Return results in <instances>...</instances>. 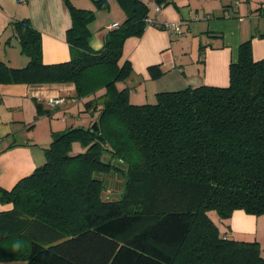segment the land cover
<instances>
[{
  "label": "trees",
  "instance_id": "obj_1",
  "mask_svg": "<svg viewBox=\"0 0 264 264\" xmlns=\"http://www.w3.org/2000/svg\"><path fill=\"white\" fill-rule=\"evenodd\" d=\"M64 1L70 58L45 64L40 32L16 19L14 37L28 61L0 60V84L71 82L93 118L53 132L44 162L0 188V202L12 204L0 211V261L264 264L257 241L227 237L211 216L264 213V58H253L251 40L239 44L228 85L158 91L154 102L133 103L117 84L132 72L120 59L125 39L142 34L148 4L116 0L125 18L94 50V11Z\"/></svg>",
  "mask_w": 264,
  "mask_h": 264
},
{
  "label": "crops",
  "instance_id": "obj_2",
  "mask_svg": "<svg viewBox=\"0 0 264 264\" xmlns=\"http://www.w3.org/2000/svg\"><path fill=\"white\" fill-rule=\"evenodd\" d=\"M107 1L113 4L109 7L113 14L105 30L96 32L89 24V44L94 50L101 48L109 26L125 18L116 0ZM71 3L95 12L96 0ZM152 4L149 15L157 24L145 26L139 36L127 37L122 48L120 63L128 60L132 72L118 86L129 89L133 103L154 102L158 91L228 85L229 65L237 60L244 40H251L254 59L264 58V0H173L159 12ZM21 18H28L40 32L45 64L70 58L66 33L72 19L64 0H0V60L12 67L27 63L11 26ZM164 21L180 22L182 32L168 33L160 26ZM150 66H154L151 72ZM53 98L62 101L52 105ZM87 99L75 97L71 82L0 84V188L10 189L44 162L43 149L49 146L53 132L89 123L93 117L84 111ZM37 103L43 113L38 114ZM11 207V203L0 202V211ZM213 220L229 238L257 241L264 254V213L235 209L229 217L215 215ZM0 264L29 263L15 259Z\"/></svg>",
  "mask_w": 264,
  "mask_h": 264
},
{
  "label": "rangeland",
  "instance_id": "obj_3",
  "mask_svg": "<svg viewBox=\"0 0 264 264\" xmlns=\"http://www.w3.org/2000/svg\"><path fill=\"white\" fill-rule=\"evenodd\" d=\"M149 7H152V0H144ZM116 2V1H115ZM115 4V3H114ZM110 8L113 7V4H112V7L109 5ZM108 8H101V7H98L97 4H95V12H94V18L92 20V24L91 26L94 27V31L96 32H101L103 30H105V26L104 24L106 23V21L109 19L108 17H110V14H113V9H109ZM112 10V12L110 11ZM118 84V83H117ZM81 148L79 145H76L75 146V149L74 151H79ZM44 151V149H43ZM115 184L114 186H109V189L106 190V193L105 194H111V197L113 196V194L117 193V178H115ZM215 213L214 212H211V216H215L214 215Z\"/></svg>",
  "mask_w": 264,
  "mask_h": 264
},
{
  "label": "built area",
  "instance_id": "obj_4",
  "mask_svg": "<svg viewBox=\"0 0 264 264\" xmlns=\"http://www.w3.org/2000/svg\"><path fill=\"white\" fill-rule=\"evenodd\" d=\"M162 5L160 4H155L154 6V11L155 12H159L160 9H161ZM152 24H157V21L155 18L151 17L150 15L146 16L145 18V26H149V25H152ZM118 25V23H114L112 24L111 26L109 27H116ZM160 26L165 30L167 31L168 33H175V34H180L182 32V29H181V24L180 22H169V21H164L160 24ZM62 99L61 98H53L51 99L49 102L52 104V105H56L58 104L59 102H61Z\"/></svg>",
  "mask_w": 264,
  "mask_h": 264
}]
</instances>
